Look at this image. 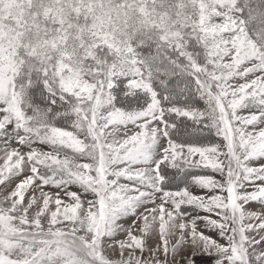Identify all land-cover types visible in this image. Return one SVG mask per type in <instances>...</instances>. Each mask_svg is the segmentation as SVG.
Wrapping results in <instances>:
<instances>
[{
  "label": "snow or ice",
  "instance_id": "obj_1",
  "mask_svg": "<svg viewBox=\"0 0 264 264\" xmlns=\"http://www.w3.org/2000/svg\"><path fill=\"white\" fill-rule=\"evenodd\" d=\"M0 264H264V0H0Z\"/></svg>",
  "mask_w": 264,
  "mask_h": 264
}]
</instances>
